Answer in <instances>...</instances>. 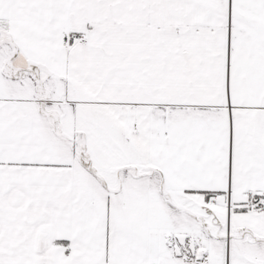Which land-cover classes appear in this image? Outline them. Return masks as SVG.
<instances>
[{"label":"snow or ice","instance_id":"1","mask_svg":"<svg viewBox=\"0 0 264 264\" xmlns=\"http://www.w3.org/2000/svg\"><path fill=\"white\" fill-rule=\"evenodd\" d=\"M0 264H264V0H0Z\"/></svg>","mask_w":264,"mask_h":264}]
</instances>
